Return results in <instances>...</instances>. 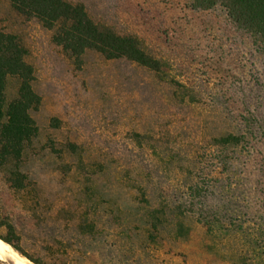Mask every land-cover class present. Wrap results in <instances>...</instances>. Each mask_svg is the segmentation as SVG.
Wrapping results in <instances>:
<instances>
[{"label": "rangeland", "instance_id": "374dc122", "mask_svg": "<svg viewBox=\"0 0 264 264\" xmlns=\"http://www.w3.org/2000/svg\"><path fill=\"white\" fill-rule=\"evenodd\" d=\"M66 1L117 31L139 29L181 87H163L136 65L95 52L75 60L53 32L0 0V36L24 48L40 100L21 184L0 169V239L33 264H250L239 260L249 250L234 228L208 232L196 214L183 219L172 208L157 221L150 213L157 204L202 206L228 223L233 217V226L264 229V129L250 130L227 111L241 105L218 100L240 88L232 77H246L252 89L258 79L253 107L264 119V55L220 13L164 0ZM16 89L14 80L11 97ZM226 131L241 133L234 155L215 143ZM130 187L146 198L134 192L132 201Z\"/></svg>", "mask_w": 264, "mask_h": 264}, {"label": "trees", "instance_id": "16d2710c", "mask_svg": "<svg viewBox=\"0 0 264 264\" xmlns=\"http://www.w3.org/2000/svg\"><path fill=\"white\" fill-rule=\"evenodd\" d=\"M8 1L17 14L29 20H37L44 28L53 32L54 44L75 60L82 59L88 52H95L107 60L126 61L136 65L154 76L163 87H181L177 80L169 77L165 58L153 51L139 29L117 31L111 26L95 22L84 5L72 4L66 0ZM164 4L180 6L196 13H220L224 16L226 24L228 22L256 53L264 55V0H164ZM25 56V50L16 38L0 36V169H10L9 183L14 186L21 184L18 170L23 155L39 132L31 113L37 111L40 100L32 89L33 71L25 62ZM232 79L239 82L240 88L237 92H221L218 94V100L222 105H241L237 109L227 111L239 115L250 130L260 132L264 129L261 126L264 122L263 115L253 107L260 101L254 94L256 87L261 84L260 81L256 79L255 88L252 89L246 77L237 76ZM14 80L18 89L11 97L10 86ZM187 98H191L189 103L194 102L192 97ZM240 134L226 131L215 139V143L220 147L229 145L234 155L242 144ZM119 180L124 184L126 177ZM127 189L132 201L139 198L131 195L134 192L142 194V200L147 196L142 189ZM144 204H147V201H144ZM155 207H158L159 211L150 213L153 221H157L156 216L159 214L167 215L165 210L172 208L169 214L178 211L183 219H186L187 215L196 214L206 225L208 232L222 234L227 233V229L234 228V235H240L249 250L246 255L239 256V260H247L250 264H264V229L258 228L257 224L254 225L257 228L253 229H245V223L233 226V217L228 223L224 216H216L211 210L203 211L202 206L197 212L192 211L191 206L190 209L167 205L162 208L158 204ZM2 240L17 250L10 240Z\"/></svg>", "mask_w": 264, "mask_h": 264}, {"label": "bare ground", "instance_id": "6f19581e", "mask_svg": "<svg viewBox=\"0 0 264 264\" xmlns=\"http://www.w3.org/2000/svg\"><path fill=\"white\" fill-rule=\"evenodd\" d=\"M9 244L0 239V261L12 264H33L19 256Z\"/></svg>", "mask_w": 264, "mask_h": 264}]
</instances>
